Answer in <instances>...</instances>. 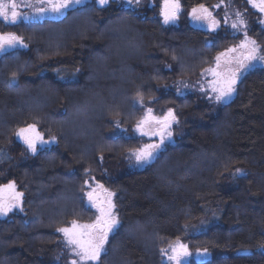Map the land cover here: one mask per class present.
<instances>
[{
  "label": "trees",
  "instance_id": "obj_1",
  "mask_svg": "<svg viewBox=\"0 0 264 264\" xmlns=\"http://www.w3.org/2000/svg\"><path fill=\"white\" fill-rule=\"evenodd\" d=\"M162 2L0 19V32L24 45L0 56V188L22 194L0 215V264H71L58 229L96 220L88 192L97 203L112 193L119 222L102 264H164L177 240L207 249L206 264H264V68L244 74L226 103L200 87L244 35L229 16L240 13L264 52L261 17L248 0H180L178 18L164 23ZM200 5L219 23L213 32L191 22ZM147 108L171 109L178 122L172 143L137 169L135 127ZM30 125L45 141L35 153L17 138Z\"/></svg>",
  "mask_w": 264,
  "mask_h": 264
},
{
  "label": "snow or ice",
  "instance_id": "obj_2",
  "mask_svg": "<svg viewBox=\"0 0 264 264\" xmlns=\"http://www.w3.org/2000/svg\"><path fill=\"white\" fill-rule=\"evenodd\" d=\"M140 0H136L139 4ZM248 2L254 7L258 8L260 12L264 13V0H248ZM39 4L47 5L46 7H37L35 14L37 16L45 15L49 12L64 15V13L73 5H81L85 3V0H38ZM96 3L101 6H106L110 3V0H96ZM128 4L132 3V0H127ZM26 7H32V5L26 4ZM201 10L206 12L203 5L199 6ZM17 0H0V18L4 21L15 24L21 18V13L17 10ZM181 10L180 0H163V6L161 8V15L164 18V23L175 22L178 18V14ZM211 14L209 13L208 16ZM240 17V13L236 14ZM192 16L195 21L206 19L202 13H198L196 8L192 9ZM240 24H244L242 19L239 20ZM216 22L213 21L209 27H215ZM234 29L238 28V24L234 22L232 24ZM246 27V26H245ZM18 44H22L20 37L14 33L0 34V52H5L9 48H15ZM241 50L237 56L228 57L227 53H220L216 57L217 69L220 68L221 57H225L224 63L230 65L236 64V68H228L224 72L217 71L216 69H208L215 77L212 82V91L217 93L215 100L225 102L231 100L233 93L236 91L235 85L238 80L250 69L256 67L257 63L264 64V55L258 54L259 51L256 45V41L249 40L247 38V32L245 31V40L238 46ZM228 53L236 52V48H229ZM142 102V101H141ZM176 121V117L170 109L164 117H155L152 115V110L148 109L147 116L137 124L138 130L142 131V134L148 135L149 132L143 131V127L152 124L157 126V131H152V135L160 136V143L145 145L143 148L137 150L132 155L135 156L137 163L146 164L151 162L161 146L164 144L165 137H171L172 133L169 131L171 124ZM18 135H20L28 148L33 153L36 152L37 140L40 143H45L40 134L36 131L34 125H30L27 129H20ZM238 172L241 170H237ZM99 187H103L99 185ZM7 190L12 193L11 200L18 201L19 196L22 194L15 193V185L9 184L6 186ZM4 189H0V192ZM107 191V190H105ZM90 201L98 208L100 213L96 220L91 224H78L75 220L72 221L71 227L59 228L58 231L63 232L66 238L67 245L70 246L72 254L78 258L71 261V264H102V257L107 255L108 249L105 245L108 243V237L110 233H114L118 227L119 222L112 213L114 205L111 203L110 197L112 193H108L109 200L107 201V207L103 203H97L94 199L93 192L87 193ZM18 206L16 203L6 202L3 197H0V215H7L12 211L13 207ZM173 255L169 256V260H174L175 264H187L186 257L191 253L188 251V247L185 244H181L177 240L176 245L172 247ZM205 257L209 255L207 249H205ZM201 264H206V261H202Z\"/></svg>",
  "mask_w": 264,
  "mask_h": 264
},
{
  "label": "rangeland",
  "instance_id": "obj_3",
  "mask_svg": "<svg viewBox=\"0 0 264 264\" xmlns=\"http://www.w3.org/2000/svg\"><path fill=\"white\" fill-rule=\"evenodd\" d=\"M111 1H113V0H110V2H111ZM115 1H116L117 3H119V4L123 5V6H125V7H132V6H134L135 4H137V3H136V0H132V3H131V4H128V3H127V0H115ZM140 1H141V0H140ZM29 3L32 5V7H26V6H25L26 4H29ZM87 3H94V4H97V3H96V0H85V3H84V4H81V5H73L71 8H74V7H76V6H82V5H85V4H87ZM17 4H18V9H17V10L21 13V18L18 20L17 23L22 22V21H24V22H30V21H40V20H43V19H56V18H60V17L63 16V15H58V14H55V13H52V12H49V13H47V14H45V15L37 16V15L35 14V9H36L37 7H46V6H47V5L39 4V3H38V0H33V1H32V0H17ZM161 4H162V6H163V2H162ZM97 5H99V4H97ZM248 5H249L254 11H256L257 14L260 15L261 20H262V23H263V26H264V13L260 12L258 8H254L250 3H249ZM99 6H101V5H99ZM101 7H103V6H101ZM71 8H69V9H71ZM196 9L198 10V13H202V14L206 17V19H203V20H200V21H195V20L193 19L192 13H191V16H190V17H191V22H192L194 25H197V26H199V27H202V28H204V29H207V30L210 31V32H213L214 30H216V29L219 27V23H218L217 19L213 18L211 15L208 16V14H209L208 11L204 12V11L201 10L200 8H196ZM65 13H66V12H65ZM65 13H64V14H65ZM236 14H237V13H236ZM236 14H235V15H232V17L229 16V18H232V19H230V20H233V22L235 21V22L238 24V28L234 29V28L232 27V25H231V28H233L235 31H240V32L243 31V34H244V35L241 37V39L238 41V43H237L236 45H234V46H232V47H229V48H236V52L228 53L227 50H228L229 48L226 49L224 52H222V53H227V56H228V57H235V56H237L238 53L241 51V50L239 49L238 46L240 45V43H241L242 41L245 40L244 25H243V24H240V23L238 22V19H239V18L237 17ZM178 15H179V14H178ZM235 16H236V17H235ZM207 17H208L209 19H211V20H213V21L216 22L215 27H209V25H210L212 22H211V23H210V22H207ZM0 19L3 20L2 18H0ZM209 19H208V20H209ZM233 22H232V24H233ZM11 24H12V23H11ZM5 25H6V24H5ZM240 27H241V28H240ZM5 33H6V32H5ZM7 33H9V32H7ZM0 34H3V33L0 32ZM247 38H248L249 40H254V39H252L249 35H247ZM254 41H255V40H254ZM256 45H257L258 49L262 50V51H259L258 54H260V55H264L263 48H262L259 44H257V43H256ZM23 46H24L23 43H22V44H18L15 48H9V49H7V51L12 50V49H16V48H21V47H23ZM7 51H5V52H7ZM5 52H0V56H1L3 53H5ZM224 61H225V57H221L220 68H219V69H217V67H216V65H217V61H215V63H214L213 65H211V67L208 68V69H216L217 71L224 72V71H226L228 68H232V69H235V68H236V64H235V63H232V64H230V65H227V64L224 63ZM255 68H264V64L257 63V65H256ZM208 69H207V70H208ZM253 69H254V68H253ZM250 70H251V69H250ZM246 73H247V72H246ZM246 73H245V74H246ZM241 78H242V77H241ZM241 78H240V79H241ZM214 79H215V77L212 75V73L209 72V71H206L205 74H204V76H203V79H202V82H201L200 87L202 88V90H204V91H206V92L208 93V95L210 96V98H212L215 102H217V101L215 100V96L217 95V93H215V92L212 91V82L214 81ZM240 79L238 80V82L240 81ZM238 82H237V84H238ZM237 84L235 85V88L237 87ZM234 95H235V92L233 93V96H234ZM233 96H232V97H233ZM231 99H232V98H231ZM228 101H229V100H228ZM228 101L220 102V103H226V102H228ZM138 103H139L140 105H143L141 102H138ZM217 103H218V102H217ZM151 110H152V109H151ZM167 113H168V112H167ZM167 113H165V115H167ZM147 114H148V108L144 110V114H143L142 118L139 120V122H140L141 120H143V119L147 116ZM152 115L155 116V117H164V116H165V115H163V116H158V115H156V114L154 113L153 110H152ZM139 122H138V123H139ZM138 123H137V124H138ZM24 129H27V128H24ZM143 131H145V132H149V134H148V135H144V134H142V131H141V130H138L137 125H136V127H135V133H136L138 136H140L141 138L144 139V143H143V145H142L139 149L143 148L145 145L160 143V136H159V135H152V134H151L152 131H157V126H156L155 124H152L151 127H149L148 125H145V126L143 127ZM169 131H171V133H172V124H171V127H170ZM18 133H19V131H18ZM18 133H17V138H18V139L22 142V144L28 149V151L32 152L31 149H29L28 146H27V144L24 142V139H23L20 135H18ZM171 143H172V135H171L170 138H168V137L166 136V137H165V140H164V144L161 146V150L158 151V153L156 154V156H157L161 151H163V150L166 148V146H167L168 144H171ZM43 145H45V143H40V141L37 140V143H36V149L38 150V149L41 148ZM139 149H137V150H139ZM137 150H135L134 152H136ZM134 152H133V153H134ZM133 153H132V154H133ZM156 156H155V157H156ZM132 158H133L134 166H135L137 169L144 168L145 166L149 165V164L154 160V159H153L151 162L146 163V164H139V163H137V161H136L134 155H132ZM0 189H4V191L0 192V197H3V199H4L6 202L16 203V204L18 205V206H16V207H13L12 211L18 209V208L20 207V196H19V200H18V201L11 200L10 197L12 196V193H10V192L7 190L6 186H5V187H2V188H0ZM15 193H17L16 189H15ZM107 197H108V196H107ZM108 199H109V198H105V197L103 196V199L101 200V202H99V200H98V203H103L104 206L107 207V201H108ZM95 210L99 213L98 208H97L96 206H95ZM12 211H10V212H12ZM10 212H8V213H10ZM8 213H7V214H8ZM99 215H100V213H99ZM81 225H83V224H81ZM70 227H71V226H70ZM63 237H64V239H65V241H66V238H65L64 233H63ZM66 243H67V242H66ZM180 243H181V244H184V243H182V242H180ZM175 245H176V242L173 243V244H171V245H169V246L163 251V253H162V261H163L164 264H175V261H174V260H169V256L173 255V253H172V247H174ZM185 245H186V244H185ZM68 247H69V249H70L71 255L73 256V260H74V259H77V260H78V258L75 257V256L72 254V250H71L70 246H68ZM189 253H191V255L185 258V259L187 260V264H190L191 260H194V261L199 262V261H203V260L206 258V257L203 255L204 252L192 253V252L189 251Z\"/></svg>",
  "mask_w": 264,
  "mask_h": 264
},
{
  "label": "flooded vegetation",
  "instance_id": "obj_4",
  "mask_svg": "<svg viewBox=\"0 0 264 264\" xmlns=\"http://www.w3.org/2000/svg\"><path fill=\"white\" fill-rule=\"evenodd\" d=\"M208 19H209V18L207 17V22H210V23L213 22V20H211V19L208 20ZM3 22H4L6 25H11V23L6 22V21H4V20H3Z\"/></svg>",
  "mask_w": 264,
  "mask_h": 264
}]
</instances>
